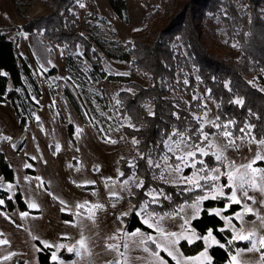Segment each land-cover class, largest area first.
I'll return each instance as SVG.
<instances>
[{"label": "rangeland", "instance_id": "rangeland-1", "mask_svg": "<svg viewBox=\"0 0 264 264\" xmlns=\"http://www.w3.org/2000/svg\"><path fill=\"white\" fill-rule=\"evenodd\" d=\"M72 1V10L79 14L78 31L92 41L94 49L102 57L106 71L114 76L129 78L132 82L149 86L151 81L143 77L130 61H116L107 51L115 50L118 53L124 51L128 43L133 41H150L151 30L161 27L175 12L181 0H125V20L113 12L109 0ZM46 2L47 0H0V29L4 30L10 40L17 43L42 91L41 97L36 98L38 106L33 109V121L24 128L20 127L19 118L11 102L0 103V152L15 172L14 182H7L0 177V182L5 184V187H0V191L8 192L13 200L16 194L21 192L27 206L30 201L39 205L35 209L28 207V215L25 217L20 216L22 211L18 207L13 211L0 208V240L7 241L0 244V257H5L0 259V264H40L38 241H64L72 244L80 238L81 232L87 238L91 253L84 257L81 264H108L109 261L115 264L117 260L123 264L125 258L129 264H146L150 259L149 254L139 248L125 250L122 246L124 234L116 232V229L121 227L129 231V220L135 213L117 219L120 212L127 210L129 201L136 203L138 200H149L145 193L151 190L145 187L138 189L130 182L129 187L136 192V196H129L128 191L121 188V182L127 179L120 175L122 162L135 159L137 164L139 156L137 145H133L132 138H128L123 132V128L128 126V121L125 117H120L116 110L119 93L125 90L127 85L123 80L94 79L90 73V64L80 60L79 55L84 52L82 46L74 52L76 64L72 70L66 64L68 50L40 38L39 41L51 49L48 56H45L47 63H43L32 34L24 31L23 27L51 13L52 9ZM204 27L208 39L221 45L223 57L231 60L239 58L238 46L236 42L228 41L226 25L219 17L209 18ZM180 43L178 38L176 47ZM52 69H56V74H51ZM68 92L73 95L82 114L76 110ZM195 97L201 101L200 113L207 109V119H214L217 116V103L209 97V91L201 83L197 87ZM70 126L73 129L72 137L69 136ZM208 127L214 128L206 124L205 128ZM215 139L224 143L219 136ZM249 141V136L243 139L236 137L235 144L238 147L226 148L228 158L237 164L245 163L255 154L257 148L255 141ZM33 156L36 159H33ZM205 159L209 163L214 162L211 154ZM153 169V175L160 185L156 189H162L164 195L157 197L159 203H150L149 207L161 213H171L174 209L179 212L176 206L183 202L174 204L173 198L181 194H191L183 191L187 185L166 183L159 178L161 169ZM191 171V168L185 169V175ZM25 176L29 179H25ZM107 177L112 180H107ZM85 180H94L95 183L85 184ZM222 181L226 182V179L222 178ZM9 183L13 186L11 191L6 186ZM105 184L108 187H105ZM110 190H115L119 195L110 197ZM249 195L256 197L257 202L253 207L264 214V205L259 203L264 197L253 190L249 191ZM167 196L171 199H167ZM61 200L65 203L61 204ZM84 201L89 203L79 210L84 214L78 216L75 214L76 205L83 204ZM95 203L103 204L104 208L95 210V220H92L86 214V209ZM1 206H6V201ZM62 208L67 211H61ZM65 220L75 223L66 224ZM120 220L124 223L121 224ZM246 220L249 221L247 227H252L251 221H255L257 229L264 233L259 220L253 214H248ZM181 222L179 218L166 217L163 226L169 230H179ZM61 233H68V236L64 237ZM114 234L119 239H112ZM109 243H118L120 252L125 253V257L119 256L115 250L108 249ZM234 243L236 245V242ZM247 246L248 242L240 241L239 247ZM149 247L154 248V245L149 243ZM232 250L234 251V248ZM9 253L13 255L9 257ZM57 254L66 264L77 260L75 254L68 253L66 249H61ZM160 254L167 255L162 250ZM138 257L140 259H137ZM241 259L256 261L259 259V253L246 252L241 255Z\"/></svg>", "mask_w": 264, "mask_h": 264}, {"label": "trees", "instance_id": "trees-1", "mask_svg": "<svg viewBox=\"0 0 264 264\" xmlns=\"http://www.w3.org/2000/svg\"><path fill=\"white\" fill-rule=\"evenodd\" d=\"M52 9L48 16L33 20L24 25V31L31 33L39 57L47 63L49 49L40 38L68 50L66 64L74 69L76 60L75 50L83 47L80 60L90 64V73L96 80H123L126 89L119 93L116 110L120 117H131V122L142 127L123 128L128 138L136 137L140 143L139 151L151 153L154 158L165 150L162 140L171 135L173 129L197 128L199 122L193 113L201 112V101L193 99L197 87L201 83L208 91L209 97L217 103V116L220 122L233 120L235 126L229 125L235 137H246L254 133L259 139L264 136V0H181L175 12L158 29L151 30L150 41H133L122 52L107 51L108 55L120 62L130 61L136 70L151 83L149 86L132 82L129 78L117 77L109 74L103 66L102 57L94 49V44L78 31L79 14L73 11L72 0H47ZM113 12L121 19H126L127 3L125 0H109ZM219 17L226 25L228 41L236 42L240 51L237 59L231 60L221 55V45L208 39L204 24L209 18ZM180 38V45L176 42ZM104 48V47H103ZM51 74H56L52 69ZM200 77L198 80L197 77ZM188 83L185 84L184 81ZM228 86H225V82ZM253 81V83H249ZM131 88L132 92L127 89ZM231 89V90H229ZM69 93L76 110L82 111ZM42 95L41 87L34 76V72L26 58H24L16 42L10 40L4 30L0 29V103L10 101L21 128L33 121V109L38 106L36 98ZM244 98V105L235 103V97ZM35 98V99H34ZM149 108L155 115H149ZM251 110V114L249 113ZM178 113L179 116L174 115ZM246 123L255 127L246 129ZM207 131L216 132L217 129L208 127ZM73 129L70 126L69 136ZM137 167L133 169L123 161L122 172L128 177L132 171L145 179V189H156L160 185L153 175L145 158L138 156ZM0 177L7 182L15 181V172L9 165L4 154L0 152ZM165 185H162L164 187ZM172 191V190H170ZM169 191V192H170ZM193 195H178L173 198L174 204L182 203ZM0 197L6 201V206L0 208L13 211L18 207L21 211H29L21 192L15 200L9 198L8 192L0 191ZM222 200L205 201V207L221 206ZM135 203V202H134ZM233 205L229 212L237 208ZM214 214L206 211L193 221L198 232L208 226L222 225ZM140 227L143 231H152L143 225L135 214L129 220L128 230ZM230 235V230H226ZM202 242L188 245L182 241L181 250L186 255H194ZM240 242H236L239 246ZM39 263L53 264L50 259L51 248L44 247L39 241ZM245 246V245H243ZM214 256V264H225L227 252L218 246L210 249ZM170 264L175 262L164 254Z\"/></svg>", "mask_w": 264, "mask_h": 264}, {"label": "snow or ice", "instance_id": "snow-or-ice-1", "mask_svg": "<svg viewBox=\"0 0 264 264\" xmlns=\"http://www.w3.org/2000/svg\"><path fill=\"white\" fill-rule=\"evenodd\" d=\"M24 35L26 36L27 33H24ZM48 63H51V61H48ZM197 79L199 80L200 77L198 76ZM184 83L187 84L188 81L185 80ZM249 83H253V81H249ZM225 86H228L227 81ZM261 90L264 91V89ZM127 91L132 92V89L129 88ZM193 99H196V97L194 96ZM116 102L119 104L120 100L117 99ZM235 103L243 106L244 98L236 96ZM207 111L205 109L203 113H193L194 118L199 122L197 128H193L191 131L189 129H184L183 131L173 129L171 135L161 141L165 151L156 158L151 153H145L137 149L139 156L145 158L150 167L161 169L159 174L161 180L171 184L187 185V187L183 188V191L193 193L190 198H186L183 201V204L176 206L179 212L174 209L171 213H161L150 208L149 205L150 203H159L157 197L164 195L163 190L151 189L145 193L150 198L149 200H138L136 203L130 200L127 210L119 213L117 219L135 213V215L140 217L143 225L153 230L143 231L140 227L135 228L133 231H126L122 227L116 229L117 233L124 234L122 246L125 250L139 248L149 254L150 259L146 264H169L168 260L160 254L161 250L167 253L175 264H214V256L210 253V249L214 246L226 250L228 258L225 264H264V251H262L264 249V233L257 229L255 221H251L252 227L246 226L249 223L246 220V216L253 214L259 220L260 227L264 229V214L253 207L257 200L254 195H249V191L253 190L258 191L264 197V166H262L264 165V136L257 139L254 133H249V142L255 141L257 145L255 154L247 159L245 163L237 164L226 155V148L238 147L235 144L236 137L229 128V125L235 126V122L229 119L221 123L220 116H215L214 119L209 120L207 119ZM249 113L251 114L250 109ZM148 114L155 115L150 108ZM174 115L179 116L178 113H174ZM125 119L128 121L129 127H142V125L133 124L130 116H126ZM37 120H39V117H37ZM206 124L211 125L218 131H206ZM254 127V125L246 123L245 127L240 128L239 131L244 133L246 129ZM217 136L221 137L224 143L217 142L215 139ZM209 137H213V139H209ZM109 140H111L110 137ZM132 143L133 145H138L140 141L133 136ZM56 147L59 149V144ZM210 154L214 160L213 163H209L205 159ZM32 158L36 159L35 156ZM127 163L133 169L137 167L135 159H129ZM25 167H31V165H25ZM188 168H191L192 171L190 174L185 175V169ZM120 175L124 176L125 173L120 172ZM222 178H225L226 182H223ZM25 179H29V177L25 176ZM106 179L112 180L111 177ZM130 182L138 189L143 188L145 185L144 177L139 176L135 170L132 171L131 175H128L127 179L121 182L122 190H127L129 196H136V192L129 187ZM83 183L94 184L95 181L85 180ZM6 186L9 191L12 190L13 186L11 183ZM0 187H5V184L0 182ZM105 187H108V185L105 184ZM196 190L199 191L197 192ZM108 195L116 197L119 193L115 190H110ZM166 198L171 199L170 196ZM208 200H222L223 202L221 206L205 207L204 202ZM249 201L252 203L250 204ZM60 203L64 204L65 202L61 200ZM88 203V201H84L83 204L77 203V212L75 214L78 216L83 215L84 213H80L79 210L87 206ZM259 203L264 205V198H261ZM3 204H5V200L0 198V205ZM233 205L238 207L229 212ZM28 207L35 209L39 205L35 201H30ZM103 208L104 205L101 203L92 204L90 208L86 209V214L90 219L95 220V210ZM61 211H67V209L62 208ZM204 211L209 215L214 214L223 221L222 225L215 227V231L213 226H208L201 233L193 225V221L200 218ZM4 214L7 215V213ZM27 215V212H20L21 217ZM166 217L179 218L182 221L179 225V230H169L164 227L163 221ZM234 220L238 223L234 222ZM64 222L66 224L75 223L72 220H65ZM120 223L123 224L124 221L120 220ZM81 228H83V225H81ZM226 230H230V235L226 234ZM61 235L67 237L68 233H61ZM112 239L119 238L114 234ZM181 241H186L188 245H193L197 241L202 242V244L194 255H186L181 250ZM240 241L248 242V246H236L234 242ZM3 243H7V241L0 240V244ZM41 243L47 248L55 249L51 251L50 259L56 264H66V261L57 254L61 249H66L68 253L75 254L77 260L73 261L72 264H81L84 257L91 254L87 238L83 235V232H81L80 238L72 244L64 241L53 243L49 240H41ZM149 243L153 244L154 248L149 247ZM107 248L115 250L119 256L125 257V253L120 252L118 243H109ZM233 248L234 251L232 250ZM246 252H258L259 259L256 261L241 259V255ZM12 255L13 253L8 254L9 257ZM0 259H5V257H0ZM137 259L140 258L138 257ZM108 264H112V262L109 261ZM115 264H121V261L117 260ZM123 264H129L127 258L124 259Z\"/></svg>", "mask_w": 264, "mask_h": 264}]
</instances>
